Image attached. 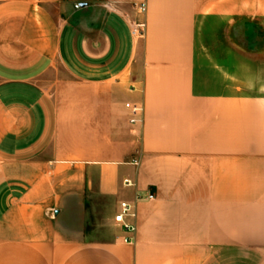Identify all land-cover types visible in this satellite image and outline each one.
I'll return each mask as SVG.
<instances>
[{
	"label": "crops",
	"instance_id": "obj_1",
	"mask_svg": "<svg viewBox=\"0 0 264 264\" xmlns=\"http://www.w3.org/2000/svg\"><path fill=\"white\" fill-rule=\"evenodd\" d=\"M0 264H264V0H0Z\"/></svg>",
	"mask_w": 264,
	"mask_h": 264
},
{
	"label": "built area",
	"instance_id": "obj_2",
	"mask_svg": "<svg viewBox=\"0 0 264 264\" xmlns=\"http://www.w3.org/2000/svg\"><path fill=\"white\" fill-rule=\"evenodd\" d=\"M139 11L142 15H145L147 12V3L142 2ZM133 35L143 38L145 33V23L139 22L135 24L133 31ZM132 116L130 118V123L132 125H140L142 123V117H143V108L140 105H134L131 110ZM129 185L130 183L127 182ZM141 199L140 196L136 197V200ZM148 200H153L154 195L149 194L147 195ZM136 217L135 213V206L133 204H130L128 202H121L119 211L114 216V223L119 225L124 231L128 233H135L136 226L134 224V219ZM126 242H131V239L125 238Z\"/></svg>",
	"mask_w": 264,
	"mask_h": 264
},
{
	"label": "rangeland",
	"instance_id": "obj_3",
	"mask_svg": "<svg viewBox=\"0 0 264 264\" xmlns=\"http://www.w3.org/2000/svg\"><path fill=\"white\" fill-rule=\"evenodd\" d=\"M57 76V74L54 75V78ZM63 88V91L62 92H59L58 93V96L59 98H62V97H68V90H64V87ZM54 90V89H53ZM55 93V92H54ZM68 99V98H67ZM65 102H61V104H64ZM67 103V102H66Z\"/></svg>",
	"mask_w": 264,
	"mask_h": 264
},
{
	"label": "water",
	"instance_id": "obj_4",
	"mask_svg": "<svg viewBox=\"0 0 264 264\" xmlns=\"http://www.w3.org/2000/svg\"><path fill=\"white\" fill-rule=\"evenodd\" d=\"M82 7L84 6V5H81Z\"/></svg>",
	"mask_w": 264,
	"mask_h": 264
}]
</instances>
